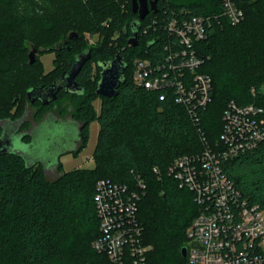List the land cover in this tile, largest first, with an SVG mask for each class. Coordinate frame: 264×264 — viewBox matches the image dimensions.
Masks as SVG:
<instances>
[{"label": "trees", "instance_id": "obj_1", "mask_svg": "<svg viewBox=\"0 0 264 264\" xmlns=\"http://www.w3.org/2000/svg\"><path fill=\"white\" fill-rule=\"evenodd\" d=\"M131 1L0 0V5L13 11L12 17H0V120H16L33 109L34 120L40 121L45 113L56 110L55 102L29 103L27 90L59 80L72 68L75 57L90 49L91 58L76 76L84 91L62 89L55 101L68 98L67 106H73L74 115L83 124L80 150L74 154L87 145L91 122L99 123L92 168L64 171L50 180L42 165L28 167L15 153L0 155V264H110L108 256L93 245L101 232L94 202L96 184L100 179H110L134 186L138 176L146 182L138 214L142 241L148 247L146 264H188L182 248L188 246V229L199 206L193 193L180 187L165 170L180 155L222 146L223 114L230 101L264 107V0H241L245 17L239 24L233 25L222 16L213 19L208 37L197 42L198 53L205 58L201 71L212 79V101L199 109L198 119L172 97L161 100L159 91L137 86L132 60L144 56L147 49L151 57L155 56L157 41L142 33L143 25L152 17L163 15L165 9L171 14L181 8L193 15H220L221 0H159L157 12L151 10L141 21L136 46L129 43L131 23L138 19ZM107 18L108 24L104 23ZM19 28L59 31L61 36L45 45L35 34L17 33ZM88 29L100 33V43L81 47L84 30ZM72 30L81 37L70 40L61 50L39 52L66 54L62 71L49 81L30 85L22 99H12L11 107L17 106L16 111L8 112L11 100L1 92L4 82L16 76L25 56L27 68L37 66L39 55L29 64L26 43L49 47L66 40ZM115 35L118 44L114 43ZM117 53L127 63L125 81L116 96H101L96 93L103 69L100 63L113 60ZM98 98L99 111L94 104ZM30 126L26 121L21 130ZM30 139L26 136L23 140ZM223 168L242 195L264 209V142L225 161Z\"/></svg>", "mask_w": 264, "mask_h": 264}, {"label": "built area", "instance_id": "obj_2", "mask_svg": "<svg viewBox=\"0 0 264 264\" xmlns=\"http://www.w3.org/2000/svg\"><path fill=\"white\" fill-rule=\"evenodd\" d=\"M240 1L221 0L220 15H193L181 8L152 17L142 33L157 41L155 56L147 49L144 56L133 58L134 83L159 91L161 100L172 97L198 119L199 109L212 101V79L201 71L205 58L196 44L208 37L213 19L222 16L239 24L245 17ZM223 121L221 147L180 155L165 170L193 193L199 206L188 229L186 258L188 264H264V209L245 198L223 168L225 161L264 142V107L232 100ZM154 171L162 177L157 167ZM145 189L146 182L139 176L134 186L110 179L96 184L94 202L101 232L93 245L108 256L110 264H146L148 247L142 241L138 215Z\"/></svg>", "mask_w": 264, "mask_h": 264}, {"label": "water", "instance_id": "obj_3", "mask_svg": "<svg viewBox=\"0 0 264 264\" xmlns=\"http://www.w3.org/2000/svg\"><path fill=\"white\" fill-rule=\"evenodd\" d=\"M159 0H132V11L138 14V19L131 23L133 35L129 38L131 45H138L139 30L141 21L149 14L151 10L157 11ZM81 34L72 30L68 33L66 40H60L49 47H40L32 42H27L29 48V64H33L40 51L61 50L70 40L78 39ZM70 48V46H66ZM91 58V50L85 49L79 53L74 60V64L69 71L62 73L59 80L54 81L48 86H34L27 90L29 103L39 101L43 105H49L58 98L60 90L65 89L67 92H83L84 87L76 80L84 64ZM101 78L98 83L96 93L101 96L114 97L118 94L119 85L125 81V69L127 63L123 61L120 53L110 61L101 62ZM29 112L23 117L11 120L9 118L0 120L2 132L0 134V155L5 153H15L24 158L28 167L37 164L43 166L44 172L48 179L53 180L64 173L60 170L62 155L70 152H78L81 146L80 132L83 125L71 119L57 117L54 111L44 114L40 121H34L28 118ZM26 121L31 122L28 129L21 130ZM29 136L31 139L27 142L30 148L21 150L17 148V141ZM59 172V173H57ZM49 174H57L51 178ZM183 257L187 256V246L182 248Z\"/></svg>", "mask_w": 264, "mask_h": 264}, {"label": "rangeland", "instance_id": "obj_4", "mask_svg": "<svg viewBox=\"0 0 264 264\" xmlns=\"http://www.w3.org/2000/svg\"><path fill=\"white\" fill-rule=\"evenodd\" d=\"M88 0H84V2H87ZM8 7H4L2 4L0 5V17L6 19L8 17H12L13 11L11 9H6ZM5 13L3 14V12ZM109 20L108 18L105 19L104 23H107ZM108 24V23H107ZM17 33H32L35 34L38 42H45V45H49L54 43L55 40H58L61 36V32L59 31H52L49 33L44 32L40 29H34L33 31H28L23 28H19ZM84 38L82 39L81 47L83 46H90V45H98L100 33H94L93 30L88 29L84 30ZM39 43V44H40ZM114 43H119L118 37L115 35ZM78 46V45H77ZM39 55V54H38ZM37 55V56H38ZM66 54L64 56L58 55L55 51L50 52H43L38 57L37 66L34 68H27L26 62L27 57L25 56L24 64L20 63L19 67L17 69L16 76L7 81L4 82V86L1 88V92L8 94L10 97V103L7 105V110L11 113H14L16 111V107H11L12 99L15 97H19L22 99L26 95V89L32 85L34 82H44L49 81L52 78L56 77L63 69V63L66 59ZM14 89V90H13ZM60 98H64L65 94L64 92L60 93ZM65 101L68 100V98L63 99ZM95 108L97 111L100 109L101 99L98 98L95 101ZM29 118V115H28ZM30 119V118H29ZM28 127V126H25ZM98 131H99V123L97 120H94L90 124V134L89 139L87 142V145L82 148V150L77 153H66L61 156V169L64 171H70L76 168H92L94 166V159H93V152L97 143V137H98ZM17 148H20L21 150H28L30 146L27 144V141H17L16 143ZM59 173V172H57ZM57 176V174H49V177L53 178Z\"/></svg>", "mask_w": 264, "mask_h": 264}, {"label": "flooded vegetation", "instance_id": "obj_5", "mask_svg": "<svg viewBox=\"0 0 264 264\" xmlns=\"http://www.w3.org/2000/svg\"><path fill=\"white\" fill-rule=\"evenodd\" d=\"M54 102H55V105L53 106V108H55L56 110H50V111H54V113L57 115V117L63 118V119L69 118V119L74 120V121L78 122L79 124L83 125L81 122H79L77 120V117L74 115L73 106L72 105L67 106L69 103L68 100L63 101V102H56V101H54ZM60 107L63 108V110L62 109L59 110ZM65 107H67L66 112H65V109H66ZM28 112H29V118L34 120V118H35L34 110L30 109V110H28ZM34 121H36V120H34ZM70 153H73V152H70ZM39 165H41V164H39ZM60 168H59V171H60Z\"/></svg>", "mask_w": 264, "mask_h": 264}]
</instances>
